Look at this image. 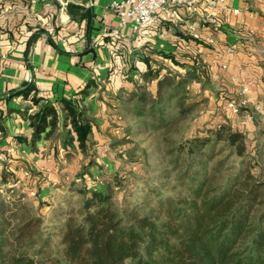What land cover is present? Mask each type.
<instances>
[{
	"label": "crops",
	"instance_id": "1",
	"mask_svg": "<svg viewBox=\"0 0 264 264\" xmlns=\"http://www.w3.org/2000/svg\"><path fill=\"white\" fill-rule=\"evenodd\" d=\"M111 2L0 0V55H7V60H0V143L12 148L8 160L21 166L19 172L24 167L38 177L29 181L56 182L60 161L85 158L70 122L64 124L63 101L91 121L89 150L97 154L106 150L111 141L107 135L121 130L112 124L117 111L132 105L129 96L138 87L147 85L151 90L155 78L171 76L173 72L166 70L171 69L169 65L182 76L193 63L206 70L205 83H189L188 89L203 94L208 116L222 113L225 97L236 99L241 86L248 85L251 104L235 123L256 145V135L264 134V115L251 117L252 106L264 102V0H226L228 10H213L219 32L200 22V40L187 32L188 16L181 10L180 19L144 33L141 41L128 27L125 42L113 45L105 35L106 28L118 25ZM206 11L203 4L201 16ZM210 38L215 40L213 45L208 43ZM230 46L236 47L232 57L221 51ZM158 61L166 67L162 72L153 66ZM147 73L154 79L149 81ZM29 86L28 95L19 94ZM47 106L58 110L57 136L48 140L43 135L33 144L29 118Z\"/></svg>",
	"mask_w": 264,
	"mask_h": 264
},
{
	"label": "trees",
	"instance_id": "2",
	"mask_svg": "<svg viewBox=\"0 0 264 264\" xmlns=\"http://www.w3.org/2000/svg\"><path fill=\"white\" fill-rule=\"evenodd\" d=\"M146 77L154 79L150 73ZM206 77V70L193 63L184 76L157 77L151 90L147 85L138 87L129 96V102L135 103L134 116L163 125L164 110L174 101L180 116H185L204 102L193 88L197 96H183L185 85L203 84ZM30 91L31 86L19 94L26 96ZM225 100L222 113L214 116L216 127L180 146V152L196 162L192 173L186 171L178 178L183 193L159 198L153 208L118 209L110 194L95 188L79 189V207L59 226V256L42 258L47 240L42 238L40 216L32 215L25 203L27 193L10 202L0 198V264H264V177L253 173L255 162L243 160L249 138L232 122L246 108L233 114L227 104L234 99ZM63 104L64 124L70 122L79 150L87 156L91 121L83 119V112L70 102ZM29 119L33 144L43 135L48 140L57 136L60 116L54 106ZM224 152L242 160L239 169L219 183V173L228 160L212 163ZM9 157L2 162V186L19 180L21 166ZM94 164L90 162L92 169L97 167Z\"/></svg>",
	"mask_w": 264,
	"mask_h": 264
},
{
	"label": "rangeland",
	"instance_id": "3",
	"mask_svg": "<svg viewBox=\"0 0 264 264\" xmlns=\"http://www.w3.org/2000/svg\"><path fill=\"white\" fill-rule=\"evenodd\" d=\"M159 62L161 61L153 66L162 72L166 67ZM169 66L171 69H166L167 73L173 72L171 76L176 78V69ZM188 87L189 84L185 85L183 96H197ZM228 98L230 99L229 96ZM201 99H204L203 94ZM134 108L135 103L127 104L126 108L123 105L117 111L119 115L112 124L121 130L114 136L107 133L111 141L106 150L103 149L100 154L89 150L83 160L60 161L56 166V182L41 178L35 183L34 180L29 181L31 173L26 176L20 171L18 182L7 186L0 184V198L8 202L15 196L27 193L25 203L28 204L32 215L40 216L42 238L47 240L42 258L59 256V226L64 224L67 215L75 213L79 207L82 197L78 190L81 188H95L110 194L118 209L153 208L159 198L176 197L183 193L184 189L178 178L186 171L192 173L196 162L186 152H180V146L196 135L203 136L210 128L216 127L218 120L215 115H207V102L195 105L191 112L183 117L180 116L177 101L170 103L164 110L163 125L151 119L145 122L136 118L133 114ZM233 121L238 122V119H232ZM260 133L255 137L256 145L248 141L247 155L243 160L246 163L255 162L253 173L264 177V134ZM220 148L221 145L217 150ZM223 159L228 161L219 173V183L233 175L242 160L224 152L219 153L212 164ZM92 161L97 166L93 169L90 167ZM3 167L4 164L0 162V174ZM22 170L26 168L23 167ZM33 177L38 178L37 175ZM30 190L32 192H29ZM39 247L41 246L33 250Z\"/></svg>",
	"mask_w": 264,
	"mask_h": 264
},
{
	"label": "built area",
	"instance_id": "4",
	"mask_svg": "<svg viewBox=\"0 0 264 264\" xmlns=\"http://www.w3.org/2000/svg\"><path fill=\"white\" fill-rule=\"evenodd\" d=\"M203 4L206 5L207 11L204 16H201ZM110 8L117 17L118 25L115 28H106L105 35L110 38L109 44L113 45L125 42L127 35L124 31L128 27L133 28L136 32V40L141 41L144 33H153L164 23L180 19L179 12L181 10L188 16L187 32L193 39L200 40L202 35L199 32V23L211 24L213 31L218 33L219 27L213 10L218 8L228 10V5L226 0H112ZM234 14H239V11L234 10ZM48 33L53 35L54 30L50 29ZM208 43L213 45L215 43L214 38H210ZM221 51L223 54L232 57L236 53V47L222 48ZM112 54L115 53L112 51ZM0 60H7V55H0ZM249 92V86L242 85L237 99L228 102L227 107L233 114H237L241 108L250 106ZM252 112L254 115H264V102L254 104ZM251 117L253 118V115ZM12 152L11 147H6L0 143V162H4ZM22 171L24 175H29L28 171Z\"/></svg>",
	"mask_w": 264,
	"mask_h": 264
}]
</instances>
